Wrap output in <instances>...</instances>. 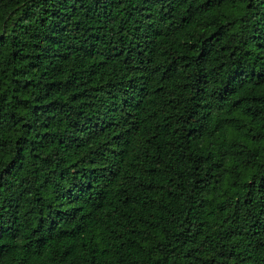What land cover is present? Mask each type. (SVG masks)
<instances>
[{"label": "trees", "instance_id": "trees-1", "mask_svg": "<svg viewBox=\"0 0 264 264\" xmlns=\"http://www.w3.org/2000/svg\"><path fill=\"white\" fill-rule=\"evenodd\" d=\"M0 264H264V0H0Z\"/></svg>", "mask_w": 264, "mask_h": 264}]
</instances>
